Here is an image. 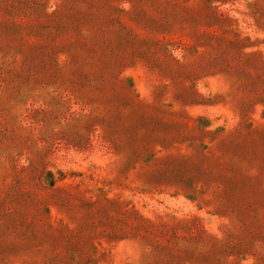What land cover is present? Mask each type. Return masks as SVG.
<instances>
[{
  "label": "rangeland",
  "instance_id": "rangeland-1",
  "mask_svg": "<svg viewBox=\"0 0 264 264\" xmlns=\"http://www.w3.org/2000/svg\"><path fill=\"white\" fill-rule=\"evenodd\" d=\"M0 264H264V0H0Z\"/></svg>",
  "mask_w": 264,
  "mask_h": 264
}]
</instances>
